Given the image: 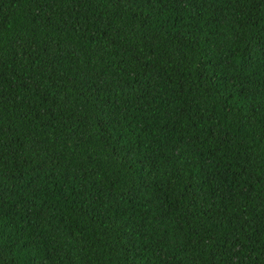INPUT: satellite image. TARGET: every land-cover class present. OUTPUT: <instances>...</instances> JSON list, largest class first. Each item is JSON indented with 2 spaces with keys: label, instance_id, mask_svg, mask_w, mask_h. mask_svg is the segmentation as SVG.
Returning <instances> with one entry per match:
<instances>
[{
  "label": "trees",
  "instance_id": "obj_1",
  "mask_svg": "<svg viewBox=\"0 0 264 264\" xmlns=\"http://www.w3.org/2000/svg\"><path fill=\"white\" fill-rule=\"evenodd\" d=\"M0 264H264V0H0Z\"/></svg>",
  "mask_w": 264,
  "mask_h": 264
}]
</instances>
